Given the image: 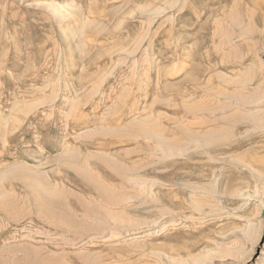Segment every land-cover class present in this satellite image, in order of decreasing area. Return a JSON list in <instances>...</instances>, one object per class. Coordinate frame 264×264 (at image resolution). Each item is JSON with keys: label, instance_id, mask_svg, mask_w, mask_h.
I'll return each mask as SVG.
<instances>
[{"label": "rangeland", "instance_id": "374dc122", "mask_svg": "<svg viewBox=\"0 0 264 264\" xmlns=\"http://www.w3.org/2000/svg\"><path fill=\"white\" fill-rule=\"evenodd\" d=\"M0 264H264V0H0Z\"/></svg>", "mask_w": 264, "mask_h": 264}, {"label": "bare ground", "instance_id": "6f19581e", "mask_svg": "<svg viewBox=\"0 0 264 264\" xmlns=\"http://www.w3.org/2000/svg\"><path fill=\"white\" fill-rule=\"evenodd\" d=\"M32 182H33V181H32ZM28 184H29V183H28ZM36 185H37V184H36ZM36 185H35V186H36ZM89 186H90V185H89ZM41 194H42V193H41ZM38 199H39V198H38ZM50 201H51V200H50Z\"/></svg>", "mask_w": 264, "mask_h": 264}]
</instances>
